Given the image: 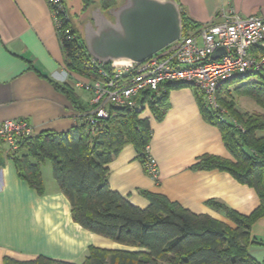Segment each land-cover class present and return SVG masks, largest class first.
Returning <instances> with one entry per match:
<instances>
[{
  "label": "crops",
  "instance_id": "obj_1",
  "mask_svg": "<svg viewBox=\"0 0 264 264\" xmlns=\"http://www.w3.org/2000/svg\"><path fill=\"white\" fill-rule=\"evenodd\" d=\"M178 1L186 16L201 27L222 21L221 12L229 7L243 17L264 18V0ZM65 3L75 25L70 8H75L72 12L78 18L82 0ZM87 80L67 67L61 35L46 0H0V126L7 120L24 118L38 134L81 125L91 112L92 94L77 83ZM54 82L70 84L79 102L74 104ZM200 96L203 99L193 87L171 89L170 108L161 121L149 110L143 113L151 122L150 152L158 165L159 181L147 174L132 144L109 164L108 180L113 190L141 208L149 205L142 190H149L197 214L232 224L208 201L219 200L250 215L260 200L254 188L228 172L192 167L204 154L231 157L220 129L204 118ZM50 165L47 161L42 164L45 191L40 194L19 176L13 158L0 152V264H5L7 256L23 261L45 256L82 263L91 245L127 248L73 221L69 200L53 173L46 172L52 169ZM251 236L264 241V218L254 223ZM249 250L260 255L264 246L253 244Z\"/></svg>",
  "mask_w": 264,
  "mask_h": 264
},
{
  "label": "trees",
  "instance_id": "obj_2",
  "mask_svg": "<svg viewBox=\"0 0 264 264\" xmlns=\"http://www.w3.org/2000/svg\"><path fill=\"white\" fill-rule=\"evenodd\" d=\"M93 1L82 0V11L87 10ZM116 2L98 0L96 7L107 12ZM182 16L185 34L201 28L183 10ZM64 24L71 26L70 20ZM70 28L74 37H61L67 67L86 78L97 76L96 71L88 66L92 56L84 36L75 27ZM233 84L238 85V93L253 98L260 110L239 112L233 101L223 99L222 92ZM54 85L74 104L79 102L70 84L54 82ZM164 87V92L161 89L149 101L148 108L160 121L170 108V90L193 86L167 83ZM219 100L229 110L230 119L227 121L210 110L201 96L199 103L206 121L220 129L231 157L204 154L192 167L228 172L238 182L254 188L260 204L250 215H244L219 200H209V206L223 213L232 223L228 224L207 214H197L161 193L142 190L149 205L141 208L113 190L108 180L109 164L128 144L135 147L138 160L152 177L148 171L147 152L152 128L150 118L144 117V112L108 104L109 117L98 124L95 132L85 119L81 125L63 132L48 130L22 137L20 149L15 152L13 160L19 176L40 194L45 191L42 164L50 161L53 177L70 202L73 221L127 248L91 245L82 263L45 256L28 261L7 256L4 263L264 264V258L257 259L249 250L253 244L264 246V241L251 236L254 223L264 218V135L258 134L264 131V70L225 85Z\"/></svg>",
  "mask_w": 264,
  "mask_h": 264
},
{
  "label": "built area",
  "instance_id": "obj_3",
  "mask_svg": "<svg viewBox=\"0 0 264 264\" xmlns=\"http://www.w3.org/2000/svg\"><path fill=\"white\" fill-rule=\"evenodd\" d=\"M51 8L61 37L72 39V28L65 0H46ZM222 21L212 22L183 35L141 62H103L93 56L88 66L97 76L77 85L92 94L93 108L87 116L92 132L109 117L108 104L145 112L149 101L167 83H183L201 92L205 105L220 116L230 119L221 105L222 89L230 82L259 74L264 70V18L243 17L233 8L221 12ZM224 48L217 58L215 52ZM34 134L24 118L7 120L0 126V152L13 158L20 149V139ZM148 152V171L159 179L156 160Z\"/></svg>",
  "mask_w": 264,
  "mask_h": 264
},
{
  "label": "water",
  "instance_id": "obj_4",
  "mask_svg": "<svg viewBox=\"0 0 264 264\" xmlns=\"http://www.w3.org/2000/svg\"><path fill=\"white\" fill-rule=\"evenodd\" d=\"M183 33L178 0H124L107 13L96 7L84 25L87 50L103 62H141ZM223 52L224 48H220L213 57Z\"/></svg>",
  "mask_w": 264,
  "mask_h": 264
},
{
  "label": "rangeland",
  "instance_id": "obj_5",
  "mask_svg": "<svg viewBox=\"0 0 264 264\" xmlns=\"http://www.w3.org/2000/svg\"><path fill=\"white\" fill-rule=\"evenodd\" d=\"M116 5L114 7H117L119 5H121L124 0H116ZM98 4V0H94L91 5L88 7L87 10H84L80 13V15L78 16V18L76 17V15L72 12L75 8L72 7L71 5V13L73 16V21L76 23L74 25V23H72V19L70 20V15L68 12V16H69V20L71 22V26L70 27H75V29H77V31L82 34L84 36V25L85 23L91 18V11L96 8V5ZM81 5V2L80 4ZM67 7V5H66ZM109 10V9H108ZM107 10V12H108ZM67 11H68V7H67ZM106 12V13H107ZM238 85L237 84H233L230 85L228 87V90L225 89L222 92V98L226 99L227 101H233V103L235 104V107L237 108V110L239 112H252L255 110H260L258 104L256 103V101L249 97V96H244L241 95L240 93H238V89H237ZM221 105L226 109V111L229 112L228 108L226 106H224L222 103ZM259 135H264V131L263 132H259ZM47 163L50 165V161H47ZM51 166V165H50ZM51 168V167H50ZM46 172H52V169H46ZM258 248V247H256ZM259 251H253L252 254L259 260H262V257H264V252H260L261 254L258 255Z\"/></svg>",
  "mask_w": 264,
  "mask_h": 264
}]
</instances>
